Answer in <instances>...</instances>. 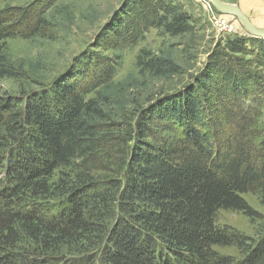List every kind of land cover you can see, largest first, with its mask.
I'll use <instances>...</instances> for the list:
<instances>
[{
  "label": "trees",
  "instance_id": "trees-1",
  "mask_svg": "<svg viewBox=\"0 0 264 264\" xmlns=\"http://www.w3.org/2000/svg\"><path fill=\"white\" fill-rule=\"evenodd\" d=\"M193 21L176 0H126L49 85L0 97V264H264V234L216 224L220 211L254 217L243 196H264L262 39L222 40L182 90L132 119L114 82L121 53L151 30L190 35ZM49 28L38 10L0 11V80L24 75L8 41ZM135 68L182 73L170 51L146 48Z\"/></svg>",
  "mask_w": 264,
  "mask_h": 264
},
{
  "label": "rangeland",
  "instance_id": "rangeland-1",
  "mask_svg": "<svg viewBox=\"0 0 264 264\" xmlns=\"http://www.w3.org/2000/svg\"><path fill=\"white\" fill-rule=\"evenodd\" d=\"M193 17L194 32L177 39L161 38L151 30L143 42L121 53V64L114 77L115 83H124L126 118H133L139 108L150 107L157 100L176 94L193 77L201 73L210 51L226 38H254L244 26L233 17H226L234 26L233 34H222L207 19L208 11L195 0H176ZM240 9L250 23L264 30V0H220ZM47 0H0V11L17 10L21 14L39 11L50 24L39 36L14 38L8 41L9 53L16 65L24 70L22 79L0 80V97L18 96L49 85L56 76L66 71L72 61L85 51L92 50L91 44L111 17L123 7L126 0H55L48 7ZM40 4V5H39ZM44 4L43 6H41ZM37 8V9H36ZM257 39V38H256ZM264 46V40H262ZM142 48L154 53L170 51L181 66L182 73L168 79H153L141 75L135 68V58ZM263 69V70H262ZM264 73V67H262ZM259 113L258 129L264 131V95L256 101ZM246 105L252 103L246 102ZM254 106V105H253ZM112 115L121 112L112 108ZM254 217L241 212L220 211L216 216L219 227H228L251 238L264 234V196L247 194L243 196ZM215 251L222 256L238 259L239 253L233 247H219Z\"/></svg>",
  "mask_w": 264,
  "mask_h": 264
},
{
  "label": "water",
  "instance_id": "water-1",
  "mask_svg": "<svg viewBox=\"0 0 264 264\" xmlns=\"http://www.w3.org/2000/svg\"><path fill=\"white\" fill-rule=\"evenodd\" d=\"M206 1L219 15L237 19L252 37L264 40V30L254 27L247 17L240 11V9L235 6L225 4L220 0Z\"/></svg>",
  "mask_w": 264,
  "mask_h": 264
},
{
  "label": "built area",
  "instance_id": "built-area-1",
  "mask_svg": "<svg viewBox=\"0 0 264 264\" xmlns=\"http://www.w3.org/2000/svg\"><path fill=\"white\" fill-rule=\"evenodd\" d=\"M200 3L202 7L208 11L207 19L211 25L222 34H233L235 31L234 26L230 25L227 16L219 15L206 0H195Z\"/></svg>",
  "mask_w": 264,
  "mask_h": 264
},
{
  "label": "crops",
  "instance_id": "crops-1",
  "mask_svg": "<svg viewBox=\"0 0 264 264\" xmlns=\"http://www.w3.org/2000/svg\"><path fill=\"white\" fill-rule=\"evenodd\" d=\"M245 14V13H244Z\"/></svg>",
  "mask_w": 264,
  "mask_h": 264
}]
</instances>
